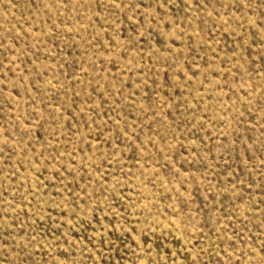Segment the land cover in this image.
I'll return each instance as SVG.
<instances>
[{"label":"rangeland","instance_id":"obj_1","mask_svg":"<svg viewBox=\"0 0 264 264\" xmlns=\"http://www.w3.org/2000/svg\"><path fill=\"white\" fill-rule=\"evenodd\" d=\"M0 264H264V0H0Z\"/></svg>","mask_w":264,"mask_h":264}]
</instances>
